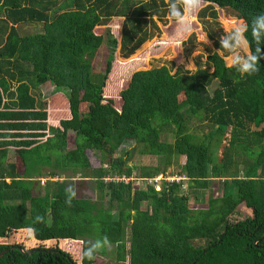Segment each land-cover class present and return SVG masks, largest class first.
<instances>
[{"label":"trees","instance_id":"1","mask_svg":"<svg viewBox=\"0 0 264 264\" xmlns=\"http://www.w3.org/2000/svg\"><path fill=\"white\" fill-rule=\"evenodd\" d=\"M204 3L197 15L210 43L194 33L182 39L179 57L195 65L186 70L177 56L131 62L161 36L158 22L173 20L166 0H73L58 11L56 0H0V264H93L82 252L105 235L117 264H264V60L242 77L213 55L225 30L219 12L250 23L264 0ZM101 46L96 77L90 56ZM46 80L65 91L41 98L34 89ZM129 140L163 161L140 166L136 178L167 176L183 155L187 187L216 179L214 194H194L192 206L182 178H162L159 189L105 181L133 174L114 155ZM10 150L18 160H6ZM88 150L99 154L97 166ZM45 166L55 179L40 183ZM67 171L94 178L99 200L66 204Z\"/></svg>","mask_w":264,"mask_h":264},{"label":"rangeland","instance_id":"2","mask_svg":"<svg viewBox=\"0 0 264 264\" xmlns=\"http://www.w3.org/2000/svg\"><path fill=\"white\" fill-rule=\"evenodd\" d=\"M65 8H74L73 0H56V6H55L56 11L62 10ZM197 13L195 14L196 18L194 21V32L193 33L197 36V39L204 41L206 39L205 32L202 30L201 23L198 21L199 18H198ZM219 20L225 30L233 26L232 20L228 16H226L225 13L219 12ZM158 24L161 28L160 32H161L162 37L161 36L153 37V40L150 41L145 46V48L142 47L138 49L137 52L132 57L131 62H133L136 66L139 67V66L145 65L148 62L150 64L155 63V60L157 59H164L167 57L177 56V59L180 58V61H183V64L186 65V67L189 64H193L191 56L186 58V57H183V53H181L179 57L178 51H181L180 46L175 48L177 46L174 44L175 43L174 41L176 38L173 36V33L176 28L175 21L168 20L166 23L158 22ZM33 28L39 29V26L35 25L33 26ZM162 38L170 41V43L168 42L167 44H164V42L166 41ZM150 47H152L151 50H150ZM106 52H107L106 48L104 46H101L98 50L94 52L92 56H90L91 66H92L93 72L96 77H99V75L103 72ZM212 87H213V84L209 86V90H211ZM34 90L37 93H39L40 97L43 99L49 97L56 90L65 91L64 88L57 87L51 80H46L43 83H37ZM262 126H264V123L262 124ZM251 128H253V125H251ZM167 134L168 135H166V139L168 141H171L172 140L171 134L169 132ZM133 146H134V142L132 140L124 141L117 147V149L114 152V155L115 156L121 155L122 157L125 156V158H127L126 159L127 164L134 165L135 168L133 170V174L129 178L134 179L132 180L134 185L145 187V182H147L148 180H143L139 177L137 178L135 177V175H138V168L142 165L143 166L157 165L159 167H163V161L159 159L158 156L143 154L140 152L139 149L137 148L134 149ZM67 147L68 148L73 147V134L71 132H69L67 136ZM127 151H129L128 156H126ZM219 151H220V147L217 152ZM87 155L90 159V163L92 164V166H97L99 163L98 161H100V158L98 156L99 154L96 151L94 153L93 151L91 152L90 150H88ZM15 159L18 160V158L15 157L13 151L10 150V152H8L7 154L6 160L8 162H11V161H14ZM183 162H184V156L177 155L176 159H174L170 165L166 166L165 174L169 175L168 177L169 179L177 177L178 171L180 169V165ZM48 168H49L48 166L42 167L41 171L43 172H41V174L38 177L36 176L38 180H40L41 178H44L45 180L47 178H50L51 180L55 179V177H50L46 174L45 171L48 170ZM158 175L159 174H157V176ZM60 176H61L60 179H64L66 182H69L71 186L75 187L76 192H77L76 197L86 198V199L94 200V201L99 200L97 190L95 187L94 178L80 177L78 176L77 172H71V171L60 173ZM106 177L107 176H104V179H107ZM121 178L128 179V177H124V176H121ZM181 178H182V185H181L182 189L187 190L189 194H191V197H190L191 204L190 205L192 206L196 205L194 204L196 203L194 194H196L198 197H202L200 195V192H202L203 197L205 198L210 192L214 194L215 185L217 186L219 185V182L216 179H214V180H211V182H209L208 188L189 189L187 187L186 177L183 175L181 176ZM43 185L44 184H41V187H43ZM156 185L159 186V180H157ZM42 190L43 188L41 189V191ZM104 202L106 203L105 199H104ZM117 262L118 261L116 258L115 244L111 243V249L104 251V253H99L97 257L95 258L93 264H117ZM121 263H124V261H121Z\"/></svg>","mask_w":264,"mask_h":264},{"label":"clouds","instance_id":"3","mask_svg":"<svg viewBox=\"0 0 264 264\" xmlns=\"http://www.w3.org/2000/svg\"><path fill=\"white\" fill-rule=\"evenodd\" d=\"M168 15L175 21L176 28L173 33L175 44L180 46L182 38L191 36L194 32L196 13L203 7L204 0H166ZM233 26L224 30L219 37L221 47L213 49V55H221L229 68H234L240 76H251L261 71V61L264 60V12L255 15L251 22L233 20ZM205 43L209 44L206 37ZM195 55V53H194ZM183 63V61H181ZM189 64L186 70L194 67ZM40 181V180H39ZM77 196L74 186L65 189V203L71 206L72 200ZM44 217L37 215L34 223H42ZM111 249L108 236H98L89 240L82 255L91 261L106 250Z\"/></svg>","mask_w":264,"mask_h":264},{"label":"built area","instance_id":"4","mask_svg":"<svg viewBox=\"0 0 264 264\" xmlns=\"http://www.w3.org/2000/svg\"><path fill=\"white\" fill-rule=\"evenodd\" d=\"M157 176V175H156ZM156 176H154V177H152V178H144V180H148L147 182H145V183H150V182H154V184H155V188L156 189H159V186L158 185H156V182H157V180H160V179H165V180H179V179H181V176H178L177 175V177L176 178H171V179H169L168 177H169V175H167V176H164L163 174H159L157 177ZM125 177V176H124ZM107 179H104V180H110V179H115V180H123V181H128V179H129V177H128V179H123V178H121V177H116V176H113V177H110V176H107L106 177ZM44 178H41L40 179V182L41 183H43L44 182Z\"/></svg>","mask_w":264,"mask_h":264}]
</instances>
